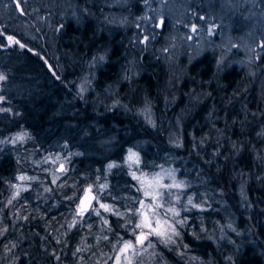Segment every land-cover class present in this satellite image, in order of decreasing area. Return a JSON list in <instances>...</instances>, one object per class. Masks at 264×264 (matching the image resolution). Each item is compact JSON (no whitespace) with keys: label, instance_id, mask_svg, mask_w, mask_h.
<instances>
[{"label":"trees","instance_id":"1","mask_svg":"<svg viewBox=\"0 0 264 264\" xmlns=\"http://www.w3.org/2000/svg\"><path fill=\"white\" fill-rule=\"evenodd\" d=\"M113 1L11 0L0 16L5 33L23 43L21 49L0 44V264H57L58 225L77 203L67 198L94 178L107 184V201L125 212L138 188L123 164L134 146L142 170L172 167L192 201L204 203L183 213L190 219L179 240L188 254L200 264H264L259 77L222 65L218 52L172 64L161 55L159 39L168 40L134 25L144 12H117ZM127 1L138 8L150 2ZM239 10L230 13L236 22ZM162 24L164 34L168 23ZM176 123L178 145L171 143ZM103 134L111 139L107 147ZM55 156L66 167L57 179ZM21 175L31 187L12 196ZM44 185L52 192H42ZM115 217L113 227L122 218ZM74 232L78 226L68 237ZM117 237L116 229L107 231L98 247H112ZM168 259L187 264L178 255Z\"/></svg>","mask_w":264,"mask_h":264},{"label":"rangeland","instance_id":"2","mask_svg":"<svg viewBox=\"0 0 264 264\" xmlns=\"http://www.w3.org/2000/svg\"><path fill=\"white\" fill-rule=\"evenodd\" d=\"M10 3L11 0H0V16H5L10 11ZM112 5L117 12L128 11L127 14L143 11L140 21L138 19L134 25L145 29L148 36L151 34L155 39L162 36L168 40L159 39L163 41L161 55L172 64H177L182 56L185 57L184 63H189L207 52H218L221 64L245 67L250 75L259 77V83L264 89V0H150L144 8L135 7L127 0H114ZM231 10H239L238 22L230 16ZM128 20V15H120L121 23L126 24ZM162 23L165 26L168 23L164 34ZM8 37H13V40ZM0 42L7 45L2 46L4 48L23 47L20 38L6 34L2 26ZM178 124L176 123L171 135V143L174 145H178L180 141ZM101 137L104 146L111 144L109 136L103 134ZM50 160L53 162L51 176L57 179L66 170L65 162L56 156ZM140 163L141 153L138 148H129L123 164L138 182V188L131 192L130 206L128 208L126 205L127 210L123 213H119L107 201V184L101 183L100 177L94 178L95 184L85 185L80 195L73 191L68 196L67 199L77 200V203L73 210H67V214L63 216L66 223L58 225L55 241L61 246L62 254L56 258L57 264H169L168 253L182 257L187 264H200L199 260L188 254L187 245L179 240V236L183 235L186 221L190 219L188 215L183 216V213L190 212V205L201 209L204 203L199 205L192 201V196L186 194L187 184L172 167L146 172L142 170ZM45 171L48 173L47 169ZM29 179L26 175L19 176L12 196L30 188L31 185L27 184ZM89 185L97 194V202L89 212L78 214L79 199ZM56 186L61 189L64 184L58 183ZM43 191H50L48 185H44ZM59 200L70 205L66 200ZM117 215L122 218L113 227L112 221ZM76 226L79 232L72 234L74 239L69 236L73 241L69 251L68 235H71ZM95 226L97 229L94 233ZM112 229L117 230L118 240L112 247H98L102 235ZM227 229L231 231L230 227ZM140 234L146 235L143 242L137 241ZM225 234L227 236L228 232ZM218 236L219 234L214 236V240ZM126 243H130L132 247L126 248Z\"/></svg>","mask_w":264,"mask_h":264},{"label":"water","instance_id":"3","mask_svg":"<svg viewBox=\"0 0 264 264\" xmlns=\"http://www.w3.org/2000/svg\"><path fill=\"white\" fill-rule=\"evenodd\" d=\"M96 202H97V194L94 191L93 187L89 185L84 189L83 193L81 194L77 207V213L83 214L89 212L95 206ZM141 237H144V239L141 240ZM145 238H146L145 234H140L137 237V241L143 242Z\"/></svg>","mask_w":264,"mask_h":264},{"label":"snow or ice","instance_id":"4","mask_svg":"<svg viewBox=\"0 0 264 264\" xmlns=\"http://www.w3.org/2000/svg\"><path fill=\"white\" fill-rule=\"evenodd\" d=\"M8 39H9V40H13V37H8ZM17 43H18V41H17ZM0 78H2V77H0ZM82 204H83V201H82ZM142 239H144V237H141V240H142ZM125 247H126V248H129V247H132V245H131L130 243H126V244H125Z\"/></svg>","mask_w":264,"mask_h":264}]
</instances>
